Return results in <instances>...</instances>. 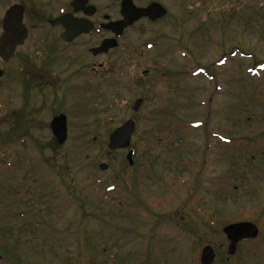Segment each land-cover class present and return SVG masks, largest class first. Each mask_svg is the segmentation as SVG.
<instances>
[{"label": "rangeland", "instance_id": "obj_1", "mask_svg": "<svg viewBox=\"0 0 264 264\" xmlns=\"http://www.w3.org/2000/svg\"><path fill=\"white\" fill-rule=\"evenodd\" d=\"M44 2L32 38L59 13ZM90 58L81 75L69 67L52 82L33 120H9L22 102L6 96L0 239L30 264H200L206 245L222 246L212 264H264V0H181L93 59L95 72ZM58 113L60 146L50 130ZM130 119L132 166L128 149L107 148ZM237 222L258 236L226 263L222 228Z\"/></svg>", "mask_w": 264, "mask_h": 264}, {"label": "flooded vegetation", "instance_id": "obj_2", "mask_svg": "<svg viewBox=\"0 0 264 264\" xmlns=\"http://www.w3.org/2000/svg\"><path fill=\"white\" fill-rule=\"evenodd\" d=\"M45 1V5L42 6L45 10L56 6L59 13L52 19H46L40 26V33L37 37L32 38L31 33L39 28L37 21L41 19L37 8L38 0H0V110H4L6 103H12L14 99L20 98L22 102L19 109L8 114L9 120H29V114L37 113L38 102L45 107L52 94L49 89L53 90L54 87L52 82L59 81L60 78L64 80L69 78L71 74H69V67H74L72 75L80 74L83 69L81 61L85 55L88 54L92 57L90 58L91 72H95L93 59L105 56L120 47L128 30L141 23L158 25L169 17L172 11L177 10L178 12L181 4V0H65L56 4H53V0ZM151 5H159L165 11L164 16L154 19V15H147L122 30L111 29L112 23L126 22L125 14L136 11V9H147ZM13 8V13H10ZM62 15H71L73 19L83 20L90 30L77 35L69 42L64 41L61 37L65 32L64 26L60 23L54 25L52 23ZM20 17L21 21L19 22ZM177 21L178 18L173 22ZM35 33L37 34V32ZM105 40H112L110 44L112 47L105 52L95 54ZM27 46H29V52L22 54ZM64 50L65 52H63ZM70 50L75 51L72 56L69 53ZM97 65L103 69L102 64ZM6 96H8L7 99ZM32 101H35L36 106H32L28 113L27 104ZM51 103H53L52 100ZM60 115L63 113L53 116L51 122ZM33 118L31 117L30 120ZM3 120H6V115ZM34 120L39 119L35 118ZM225 240L227 248L223 260L227 263L231 257L237 254L240 244L245 241L236 245L233 255H228L229 241L226 237ZM211 247L215 257L219 256L218 249H221L222 246ZM100 251L98 250L99 253L106 252L105 248ZM15 253H17L16 248L7 245L6 239L1 238L0 264H30L28 261H22ZM108 257L111 256L108 255ZM106 261L108 262V260ZM63 264H70V262ZM94 264L97 262L95 261ZM110 264H112L111 261Z\"/></svg>", "mask_w": 264, "mask_h": 264}, {"label": "water", "instance_id": "obj_3", "mask_svg": "<svg viewBox=\"0 0 264 264\" xmlns=\"http://www.w3.org/2000/svg\"><path fill=\"white\" fill-rule=\"evenodd\" d=\"M159 10H158V9ZM13 9L10 10V13H13ZM131 16H129V15ZM125 14V21L112 23L110 25L112 30L120 29L122 30L124 27H127L133 24L138 19L145 17L147 15H154V19L161 18L164 16L165 11L159 7V5H151L147 9H136L131 13ZM21 21V17L18 20ZM53 25L56 23H60L64 26L65 32L62 34V39L66 42L71 41L77 35L81 33H86L90 30L83 20L73 19L71 15H62L56 18L53 22ZM119 30V31H120ZM112 40H105L102 42L101 47L98 48L95 54L105 52L112 47L110 45ZM1 53V46H0ZM141 100H137L133 106V110L137 111L139 106L141 105ZM64 115H60L54 120H52L50 124V129L53 137L57 144L62 145L65 143L67 139V120ZM135 131V122L133 120L125 121L121 126L112 131L108 137L107 148L110 151L116 150H125L129 149L131 144V136ZM133 151L129 150L126 155V160L129 166L133 165L132 160ZM99 170L105 171L107 169L106 164H100L98 166ZM258 228L255 224L251 222H238L226 225L222 228V233L229 241L227 254L233 255L235 253L236 245L241 241L253 240L258 236ZM215 255L213 252V248L210 245H206L202 248L199 257L200 264H212L214 261Z\"/></svg>", "mask_w": 264, "mask_h": 264}]
</instances>
